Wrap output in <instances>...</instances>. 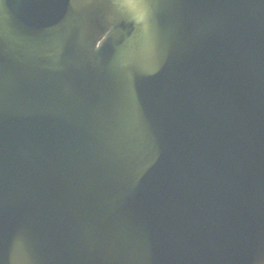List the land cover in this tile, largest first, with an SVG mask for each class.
Wrapping results in <instances>:
<instances>
[{"label": "water", "instance_id": "1", "mask_svg": "<svg viewBox=\"0 0 264 264\" xmlns=\"http://www.w3.org/2000/svg\"><path fill=\"white\" fill-rule=\"evenodd\" d=\"M0 264H264V0H0Z\"/></svg>", "mask_w": 264, "mask_h": 264}, {"label": "snow or ice", "instance_id": "2", "mask_svg": "<svg viewBox=\"0 0 264 264\" xmlns=\"http://www.w3.org/2000/svg\"><path fill=\"white\" fill-rule=\"evenodd\" d=\"M128 6H129V7H137L136 4H132V3H130Z\"/></svg>", "mask_w": 264, "mask_h": 264}]
</instances>
